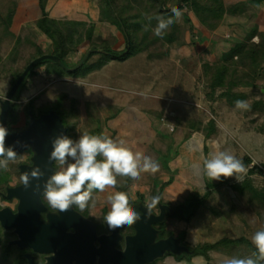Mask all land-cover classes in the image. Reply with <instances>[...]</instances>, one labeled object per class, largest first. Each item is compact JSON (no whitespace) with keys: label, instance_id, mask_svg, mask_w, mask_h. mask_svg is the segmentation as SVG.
Returning <instances> with one entry per match:
<instances>
[{"label":"rangeland","instance_id":"1","mask_svg":"<svg viewBox=\"0 0 264 264\" xmlns=\"http://www.w3.org/2000/svg\"><path fill=\"white\" fill-rule=\"evenodd\" d=\"M114 1L113 4L109 1L110 5L112 4L110 7L116 11L115 14L119 12L125 17L124 20L132 34L136 29H142L134 20L136 9L131 5V0ZM166 2L171 4L169 0ZM0 18L7 20V27H2L0 22V111L8 90L26 67L25 54L20 52L41 54L46 51L43 55L48 56L42 61L44 64L32 68L18 97L13 101L18 102L19 108L15 119L12 114L13 108L10 110L7 129L16 132H9L6 147L14 148L24 139L23 135L30 123L29 113L32 110V107L28 106V111H25L27 104L31 103L38 112L41 107L47 108L50 104L52 106L57 103L59 96L66 93L68 97L63 100L66 107H75L77 113V116L68 115V119L74 122L73 125L68 123L69 132L65 126L66 136L74 143L78 141L80 135L95 128L97 135L107 134L114 143L134 153H142L158 165L156 172H141L138 179L117 176L114 188L110 187L103 192L93 189L92 200L83 210L74 204L78 212L95 223L99 235L111 233L105 220L110 209L109 196L116 192L126 193L129 197V206L139 215L142 208H147L151 202L152 194L156 198L157 188L162 190L159 191L161 203L172 207L185 203L187 205L184 206L188 207L195 196L205 195L204 203L199 206L197 213L187 220L183 219L186 225L195 221L196 228L201 230V240L199 236L197 238L191 233L187 234L185 229L177 226L176 223L180 221L175 217L177 215L155 223L156 228L161 229L163 238H174L181 248H184L187 241L190 244L202 241L211 243L224 236L240 239L231 244L225 240L216 245L218 249L210 250L211 264H224L232 257H249L256 252L252 236L264 229V176L260 169V165L264 166L262 38L251 37L247 44L243 43L245 44L243 47H235L239 54L228 62V70L221 83L213 79L214 70H208L207 74L194 67H184L177 56L170 57L167 51L168 44L163 40L156 41L149 48L125 59L113 58L102 63L93 62L96 56L106 55L95 53L97 55L90 59V53L88 56L90 61L82 64L81 70L84 75L59 76L63 70L69 71L59 63L60 61L73 67L86 54L76 55L75 52L77 53L80 44L86 40L90 31L89 26L80 34L76 22L57 19L55 23L59 28H54V33L51 32L53 43L50 48L42 50L38 47L36 39L30 45L23 39L24 37L20 39L18 34L20 31L16 34L11 30L6 16L0 15ZM60 26L64 29H60ZM21 33L26 34L27 27L24 26ZM137 34L140 36L141 32L138 31ZM110 36L111 42L118 39L113 31ZM61 49L67 51L63 56L59 55ZM161 52L167 54L160 57ZM108 54L113 55L111 52ZM36 58L37 56H33L28 63L34 62ZM19 66L24 68L16 75L15 71ZM237 100L246 101L250 105L249 109H238L235 104ZM70 102L72 103L69 106ZM53 110L65 121L64 110L60 108ZM41 113L39 111L36 117ZM55 134L56 127L54 121L50 119L41 124L34 140L47 147ZM32 145L33 143L30 147ZM221 151L228 152L241 161L245 156L249 157L248 164L242 161L246 171L240 180H237L235 175L221 177L219 180H211L207 176L204 160ZM32 154L31 150H26L8 161L5 168L6 181L0 182V209L9 207L13 212L18 210V198H8L6 194L9 187L23 183L25 173L21 171L20 164H32ZM253 161L255 170L251 173L249 181L244 183ZM72 162L74 161L71 157L64 165L54 160L52 163V168L55 167L54 173ZM166 179L171 181L162 189L161 184ZM210 183L219 185L207 190ZM234 183H243L244 186L242 189L233 188L231 185ZM45 185L46 183L41 186L42 190L45 189ZM44 191L42 201L48 203ZM194 206L195 204L193 209ZM50 207L56 210L51 205ZM203 208H207L209 212L202 216L200 213ZM160 211L159 203L151 209L153 214H159ZM101 225L105 229L103 232H99ZM9 230L10 240L16 239L17 234L12 229ZM124 230L129 233H124ZM120 231L125 236L133 234L135 229L132 225H124L120 227ZM10 240L8 246H17L14 243L10 244ZM122 241L125 242L124 238ZM118 247L123 248L119 244ZM24 250L22 256L25 252L33 254L35 261L40 264H43L49 255L41 252L38 254L30 248ZM199 251L205 252V249L199 246ZM188 252L190 253L185 248L181 256V253L167 249L164 254L147 264H207L203 252L193 254ZM23 258L24 264H28L27 258L24 256ZM0 264L7 263L0 260ZM260 264H264V261Z\"/></svg>","mask_w":264,"mask_h":264},{"label":"water","instance_id":"2","mask_svg":"<svg viewBox=\"0 0 264 264\" xmlns=\"http://www.w3.org/2000/svg\"><path fill=\"white\" fill-rule=\"evenodd\" d=\"M181 1L179 0L178 3L180 4ZM93 50H89L73 67L61 61L59 63L64 65L66 70H74L85 63ZM97 51L104 50L98 48ZM46 57L48 56L42 55L34 62L28 63L8 90L0 111V124L4 127H9V115L13 101L18 97L29 72ZM29 115L30 123L26 127L24 139L15 145L14 150L16 156L26 150L33 152L32 164H20L23 173H30L31 169L39 167L43 175L38 180L30 178L28 187L22 183L9 187L7 190L6 197H17L19 200L16 212L9 207L0 209L1 225L12 229L17 234V238L10 240V244L14 243L22 249L30 248L36 252L49 253L43 264H147L160 257L167 249H172L179 254L185 251L186 245L181 248L174 238H163L161 229L156 228L155 223L163 222L167 216L181 215L187 218L194 212L193 206L186 212L184 205L172 207L162 204L159 192L156 193V198L160 204V213L148 214V209L142 208V212L138 215L139 220L132 224L135 232L125 236L121 234L120 227L109 234L99 235L95 223L78 212L74 204L68 210L60 211L53 210L47 202L42 201V193L45 189L42 190L41 186L47 183L55 171V167L52 168L54 159L50 158L53 141L60 135L66 136L67 133L61 117L54 110L41 113L38 117L30 111ZM50 119L54 121L56 134L49 146L43 147L34 140V136L41 124ZM31 143L33 145L30 147ZM123 238L124 247L119 248L118 244ZM195 252L194 249L188 253ZM23 256L27 258L28 264H40L35 261L33 254L25 252Z\"/></svg>","mask_w":264,"mask_h":264},{"label":"crops","instance_id":"3","mask_svg":"<svg viewBox=\"0 0 264 264\" xmlns=\"http://www.w3.org/2000/svg\"><path fill=\"white\" fill-rule=\"evenodd\" d=\"M169 1L171 8L179 5V0ZM197 3L204 7H220L224 10V13L220 23L210 22L206 24L201 21L190 3L179 9L182 15L179 20H175V28L185 27V39L170 44L167 43V51L170 57L177 56L184 67H194L209 74L208 70L210 69H207V67L211 65L215 67L220 64L222 57L228 51L230 52L237 46L243 47L245 45L243 43L247 44L251 37L252 39L257 37L264 40V0H197ZM41 7H43L46 16L55 21L58 19L76 22L80 34L85 27L89 26V34L78 47L77 53L75 52L76 55H83L90 48L94 49L91 52L90 59L98 53H104L105 49L99 45L102 42L110 41L112 31L115 32L118 39L110 41V46L114 49L124 47L125 37L121 28L110 19L104 18V9L101 7L100 0H0V15L8 18L10 28L16 34L19 31L18 34H25L21 33V29L24 26L27 27V33L31 37L33 36L34 40L36 39L38 47L46 50L49 46L51 47L53 42L50 35L37 25L40 19ZM98 48L104 49V51H97ZM45 52L38 55V57L45 54ZM159 54L162 57L167 52ZM100 57L101 54L96 56L93 62H97ZM76 59H78V56ZM90 59L88 58L85 62L90 61ZM37 64H43V62ZM213 79L215 80V77ZM159 191L161 190L156 188L155 192ZM186 208L188 212L189 208ZM196 211L193 214L197 213ZM201 211L202 216L209 212L207 208H203ZM177 219L180 220L176 223L178 227L185 229L187 234L191 233L197 238L199 236V240H201V230L196 228L195 221L186 225L184 218ZM203 239H205L204 236Z\"/></svg>","mask_w":264,"mask_h":264},{"label":"clouds","instance_id":"4","mask_svg":"<svg viewBox=\"0 0 264 264\" xmlns=\"http://www.w3.org/2000/svg\"><path fill=\"white\" fill-rule=\"evenodd\" d=\"M172 17L168 19L157 18L158 23L154 35L163 37L167 29L179 20L182 13L177 8H172ZM175 18V20L173 19ZM151 19V18H149ZM147 30V26H145ZM236 107L248 110L250 105L243 100L235 102ZM8 129L0 124V168H6L8 161L15 159L16 152L13 147H6ZM100 156L103 159L98 160ZM73 158L67 167L55 172L45 185V196L48 203L60 211H66L73 204L83 210L92 200V190L105 191L117 184V176L138 179L141 172H156L158 165L150 157L142 153H134L130 149L120 146L109 138L107 134L80 135L75 143L65 135L58 136L53 141L50 158L64 165L67 159ZM204 168L211 180H219L235 175L240 180L246 169L240 159L228 152L221 151L204 160ZM43 173L39 167L31 169L30 173L23 176L25 187L29 186L30 178L39 179ZM110 209L105 217L108 229L115 230L124 225H132L139 220V216L129 206V197L124 192H116L108 197ZM158 204V198H152L147 205L148 214ZM252 243L256 252L249 257H232L224 264H260L264 261V229L252 236Z\"/></svg>","mask_w":264,"mask_h":264},{"label":"trees","instance_id":"5","mask_svg":"<svg viewBox=\"0 0 264 264\" xmlns=\"http://www.w3.org/2000/svg\"><path fill=\"white\" fill-rule=\"evenodd\" d=\"M109 1H111L112 4L115 2L114 0H100V4L102 5V7L104 9V13H105L104 18L110 19L115 24H117L119 28H121L123 35L125 37V47H123L122 49H114L110 46V41L102 42L99 46L103 47L106 52H112L114 54L110 55V54L104 52V55H106L105 57H103L101 54V57L98 60V61H101V63L106 61V60L113 59V58L125 59L132 54L141 52V51L145 50L146 48H149V46H151L154 42L159 41V40H161V41L163 40V42L170 44L174 41H177V40L183 41L185 39L184 38L185 32H186L185 27H179L176 29L175 28V22L167 29V31L165 32L163 37H158V36L154 35V29L158 23L157 18L159 17V18H163V19H168L169 17H172V12H171L172 8L166 2V0H144V1L131 0V5L133 7H135V9H136V11H134V20H136V24H139L140 25L139 27L142 28L140 30L136 29V31H134V34H132V32L130 31L131 29L129 28V25L124 20L125 17L122 16L121 14H119V12L117 14H115L116 11H114V9H112V7H110L112 4L110 5ZM189 3L191 6H193L194 10L196 11L197 15L200 17L202 22H204L206 24H209L210 22H213L214 24H218L222 20V15L224 13V10L222 8H220V7H204L203 5L198 4L197 0H182V3L177 5L175 8L181 9L186 4H189ZM42 8L43 7L40 8V19L38 20L37 25L39 28L43 29L51 37L52 36L51 32L53 31V33H54L53 29L59 28V27L56 26V23H55L56 21L54 19L46 16L44 9H42ZM41 9H42V12H41ZM109 14L111 16H109ZM149 18H151V19H149ZM173 19L175 20L174 17H173ZM0 22H1L2 27H7V20H5V18H0ZM145 26H147V30H145ZM60 29H64V28H62L60 26ZM138 31L141 32L140 36L137 34ZM59 33H62V31H59ZM19 38L20 39L23 38L24 40H26V42L28 41L29 45L33 44V42H35L33 39V36L31 37V35H29V33H26L25 35L19 34ZM27 38H30V39H27ZM235 49L236 50L233 49L232 51L226 53L222 57L220 64L216 65L215 67H212V65L207 67V69L214 70L215 80L218 83H221L223 81V78H225L224 76L228 70V62L230 61V59L235 57V55L239 54V50L237 48H235ZM65 53H67V51H65L64 49H61L59 55L63 56V55H65ZM20 54H25V60H26L25 66L28 64L29 60H32L33 56L38 57V55H40V53L36 54L34 52H30V53L26 54L23 51H22V53L20 52ZM40 65H42V64H37V66H40ZM37 66L35 65V67H37ZM4 68L6 69L5 65H4ZM22 68H24V67H22ZM22 68H20V66L18 67L17 71H15L16 75H18L22 71ZM82 68H83V65H81L80 67H78L72 71L63 70V72L59 76L71 75V76L77 77L80 75H84V73H82L83 71L81 70ZM50 73H52V72H50ZM65 94L66 93H63L61 96H59L58 102L55 103L54 105L51 106V104H50V106H48L47 108L41 107L39 109V111L42 113H47L53 109L57 110V108L64 110L66 119L64 121L61 117V120H62V123L64 124V126H66L68 128V123L70 125L74 124V122L72 120L68 119V115L70 116V115L74 114L73 116H77V113L74 110L75 107L74 108H72V107L67 108L66 107L63 100L68 96ZM72 102H70V104H68V105L70 106ZM28 106L30 108L32 107L31 111L36 116L39 111L37 112L35 107L33 105L31 106V103H29L26 105V109H25L26 112L28 111V109H27ZM12 108H13L12 114L14 115V119H15L17 117L16 116L17 109L19 108L18 102H16V103L13 102ZM68 132H69V128H68ZM88 134L97 135L96 129L92 128ZM97 159L101 160L103 158L98 156ZM242 161L245 162L246 164H248L250 159H249V157L245 156L242 159ZM254 170H255V168H253V167H250L248 169V171H249V173L247 174L248 177L243 181L244 183H247L249 181V177ZM6 178H7L6 169L0 168V182L1 181L5 182L6 180H4V179H6ZM170 181H171V179L162 183L161 188L163 189L166 186V184L169 183ZM220 182H221V180H220ZM216 185H219V183H210L208 185L207 190H209V188L214 187ZM231 186L233 188L242 189L244 185H243V183H237V184L234 183ZM152 198H154L153 194H152ZM204 200H205V195H202L201 197L195 196L192 199V201L188 204L189 205L188 208L190 209V206H193L195 204V206H194V212H195L197 210V208L202 203H204ZM192 215H193V213L184 219H189ZM167 217H170V216H167ZM175 217L183 218L181 215H177ZM10 235H11V231L9 229L3 227L0 223V260L5 261L7 264H24L25 259L22 256V252L25 250L22 248H18L17 246H14V245H9V246L7 245L8 241L10 240V237H11ZM225 240L231 244V243L237 242L236 240H240V239H235L234 237L224 236L215 242L199 243L198 245L200 247L204 248L205 252H203V251L200 252L198 249V250H195L196 251L195 253H202L203 252L202 254L205 256V258L207 260V264H211L210 263L211 255H210L209 251L213 250V249H218L217 246ZM193 249H196V248H193ZM188 251H190V250H188Z\"/></svg>","mask_w":264,"mask_h":264},{"label":"flooded vegetation","instance_id":"6","mask_svg":"<svg viewBox=\"0 0 264 264\" xmlns=\"http://www.w3.org/2000/svg\"><path fill=\"white\" fill-rule=\"evenodd\" d=\"M103 226H104V224H103ZM102 225H101V228H99V232H103L105 229L104 228H102L103 227ZM158 226H161V225H158ZM163 226V225H162ZM124 233H129L128 231H126V230H124ZM124 244H125V242L124 241H122V242H120L119 243V246L120 247H124ZM199 243H195V244H193V243H189V241H187L186 242V245H187V247H186V250H190V251H192V250H194L193 248H196L195 250H198L199 249V245H198ZM38 254H41V253H39L38 252Z\"/></svg>","mask_w":264,"mask_h":264},{"label":"built area","instance_id":"7","mask_svg":"<svg viewBox=\"0 0 264 264\" xmlns=\"http://www.w3.org/2000/svg\"><path fill=\"white\" fill-rule=\"evenodd\" d=\"M254 165H255V162L253 161L250 167H254ZM260 169H261L262 175L264 176V166L260 165Z\"/></svg>","mask_w":264,"mask_h":264}]
</instances>
